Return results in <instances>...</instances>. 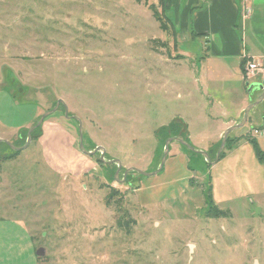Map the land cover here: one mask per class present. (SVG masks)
<instances>
[{
    "label": "rangeland",
    "instance_id": "obj_1",
    "mask_svg": "<svg viewBox=\"0 0 264 264\" xmlns=\"http://www.w3.org/2000/svg\"><path fill=\"white\" fill-rule=\"evenodd\" d=\"M147 1L0 0V129L20 132L37 109L36 124L62 102L40 143L0 161V219L22 223L35 247L13 264H264L258 141L234 155L225 149L216 166L173 141L159 171L169 138L198 148L179 116L193 131L208 129L188 95L201 88L188 56L203 52L200 41L178 40L188 61L178 59L149 9L160 1ZM263 118L259 104L235 135L254 134ZM80 125L85 150L105 149L106 162L102 151L80 149ZM29 130L0 143V158L23 148ZM116 159L118 178L107 163ZM131 168L152 175L125 178ZM210 187L226 215L208 214Z\"/></svg>",
    "mask_w": 264,
    "mask_h": 264
},
{
    "label": "crops",
    "instance_id": "obj_2",
    "mask_svg": "<svg viewBox=\"0 0 264 264\" xmlns=\"http://www.w3.org/2000/svg\"><path fill=\"white\" fill-rule=\"evenodd\" d=\"M251 8L252 14L247 19L243 17L241 0H164L163 6L158 8L173 25L176 35L173 36L172 44L176 46V51L178 40L200 41L202 45L203 53L199 59L188 56L195 80L201 83V88L196 92L190 90L188 95L193 99V113L198 122H206L207 128L212 127V130L198 133L200 130L193 131L187 118L178 117L186 124L187 137L197 143L196 149L199 151L211 153L222 142L227 129L243 121L245 110L262 93L256 89L250 91L249 86L255 83L264 86V0H251ZM177 54L178 59L188 61L184 54L179 51ZM247 62L257 63L262 71H248ZM252 80L254 82H250ZM14 93L11 90L12 95L9 96L15 97ZM261 104L264 106V100ZM254 108L244 126L251 120ZM42 114V110L37 109L36 114L31 115L21 129L34 127ZM258 129V134L251 133L244 137L235 135L237 130L232 131L229 138L237 142L227 148L228 152L234 155L250 145L249 139L252 138L264 150V118ZM21 131L0 129L1 143L18 138ZM68 136L71 144H74L72 135ZM21 250L29 254L35 251L25 226L18 221L0 219V264H13Z\"/></svg>",
    "mask_w": 264,
    "mask_h": 264
},
{
    "label": "water",
    "instance_id": "obj_3",
    "mask_svg": "<svg viewBox=\"0 0 264 264\" xmlns=\"http://www.w3.org/2000/svg\"><path fill=\"white\" fill-rule=\"evenodd\" d=\"M249 89H250V91L253 90V89L261 90L262 93H261L260 97H259L254 103H252V104H251V105L245 110L243 121H242L241 123H239L238 125L232 126V127H230L229 129H227V131L225 132V134H224V136H223V139H222V142H221L220 148H219V150H218V152H217V156H216V160H215V162H213V163L211 162V158H210V156H209V154H208L207 152H205V151H199V150L195 149L194 147L190 146L185 140H181V139H178V138H169V139L166 141L165 151H164V158H163V160H162V163H161V166H160L159 171L163 168V166H164V164H165V162H166L167 156H168V154H169L170 144H171L173 141L179 142L180 144L186 146L190 151L202 155V156L205 158V160H207V161L210 162L211 164L218 163V162H219V159H220V156H221V154H222V152H223V150H224V148H225V146H226V143H227V140H228V137H229L230 133H231L232 131H234V130H237V129H239V128H242V127L245 125V123H246V121H247V119H248V115H249L251 109L254 108V107H256V106H258L259 104H261V103L263 102V100H264V86H263L261 83L251 84V85L249 86ZM61 103H62L61 101H58L56 107H55L54 109H52L51 111L46 112V113L41 117V119L39 120V122H38L34 127H32V128L28 131V138H27V143H26V145H25L23 148H14V150L20 152L21 150L28 148V146L30 145V143H31V141H32L31 139H32V133H33V131H34L35 129L41 127L42 124L44 123L45 119H46L47 117L51 116L52 114H54V113L58 110V108H59V106L61 105ZM66 115H67V112H66ZM79 142H80V149L83 151V153L92 156L95 152H97V151H102V153H101V161H102V162H106V161H105V157H104L105 149L100 148V149H96V150L93 151V152H90V151L87 152V151L85 150L84 145H83V128H82L81 125H80V139H79ZM0 143H1V141H0ZM5 143H7L8 145H10L8 142H5ZM107 163H108V164H116V165H118L119 168H118L117 173H116V178H118L119 173H120V170H121V166H122L120 160H117V159H116V160H113V161H110V162H107ZM130 172H137V173H139V174H141V175H144V176H151V175H152V174L144 173V172L140 171L139 169L131 168V169L126 170V172H125V178H126L127 174L130 173ZM158 173H159V172H158ZM37 255H38L39 257L44 256V255H45V251H44V249H39L38 252H37Z\"/></svg>",
    "mask_w": 264,
    "mask_h": 264
},
{
    "label": "trees",
    "instance_id": "obj_4",
    "mask_svg": "<svg viewBox=\"0 0 264 264\" xmlns=\"http://www.w3.org/2000/svg\"><path fill=\"white\" fill-rule=\"evenodd\" d=\"M159 6L162 7L163 6V3H164V0H159ZM137 2L140 3V0H137ZM145 4H148V1L146 0ZM149 9L152 11L153 13V17L154 19L159 22L160 24V28L163 32L167 33L168 35L170 36H175V30L174 28L172 29L173 25H171V22L170 20L168 19V17L166 16V14L164 12H160L157 8V6H155L154 4L150 5L149 6ZM166 44V43H165ZM163 45V46H166V45ZM40 127L35 129L32 133V142L34 143L35 141H38V139L40 138ZM233 142H237V141H233L232 139H230L228 137V140H227V143H226V147L225 149L229 148L230 145L233 143ZM249 142L250 144L254 145V147L256 148V141L252 138V139H249ZM221 142L219 143L218 146H220ZM219 148V147H218ZM260 153H262L260 151ZM20 152L19 151H16V152H13L12 155L8 156V157H4V158H0V161L4 162V161H9V160H14L15 158H17L19 156ZM224 155V152L221 154L220 156V160L222 158V156ZM211 158V157H210ZM211 192H212V188L210 187L208 193H207V202L210 206V212L208 213L209 215L213 213V215L215 217H218L220 215H226V213L224 211H220L216 205H214V203L212 202V197H211ZM110 199V197H108V200ZM228 215V214H227ZM129 222H124V221H119V226L121 228H125L126 230H129V226H128Z\"/></svg>",
    "mask_w": 264,
    "mask_h": 264
},
{
    "label": "built area",
    "instance_id": "obj_5",
    "mask_svg": "<svg viewBox=\"0 0 264 264\" xmlns=\"http://www.w3.org/2000/svg\"><path fill=\"white\" fill-rule=\"evenodd\" d=\"M242 1V12L244 19H247L252 14V8H251V2L250 0H241ZM246 68L250 72H256V71H262V69L259 67V65L255 62H247ZM255 134H258L259 131L255 130Z\"/></svg>",
    "mask_w": 264,
    "mask_h": 264
}]
</instances>
